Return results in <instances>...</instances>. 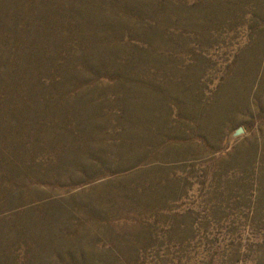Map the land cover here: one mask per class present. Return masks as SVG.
Listing matches in <instances>:
<instances>
[{
  "label": "rangeland",
  "instance_id": "1",
  "mask_svg": "<svg viewBox=\"0 0 264 264\" xmlns=\"http://www.w3.org/2000/svg\"><path fill=\"white\" fill-rule=\"evenodd\" d=\"M0 264H264V0H0Z\"/></svg>",
  "mask_w": 264,
  "mask_h": 264
},
{
  "label": "water",
  "instance_id": "2",
  "mask_svg": "<svg viewBox=\"0 0 264 264\" xmlns=\"http://www.w3.org/2000/svg\"><path fill=\"white\" fill-rule=\"evenodd\" d=\"M244 132V128L243 127H240L237 129V131L235 132V136H238L240 134H242Z\"/></svg>",
  "mask_w": 264,
  "mask_h": 264
}]
</instances>
